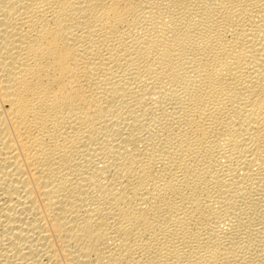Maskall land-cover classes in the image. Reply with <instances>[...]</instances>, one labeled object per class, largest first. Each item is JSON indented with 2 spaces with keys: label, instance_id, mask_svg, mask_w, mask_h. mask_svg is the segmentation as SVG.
Listing matches in <instances>:
<instances>
[{
  "label": "bare ground",
  "instance_id": "6f19581e",
  "mask_svg": "<svg viewBox=\"0 0 264 264\" xmlns=\"http://www.w3.org/2000/svg\"><path fill=\"white\" fill-rule=\"evenodd\" d=\"M0 264H264V0H0Z\"/></svg>",
  "mask_w": 264,
  "mask_h": 264
}]
</instances>
